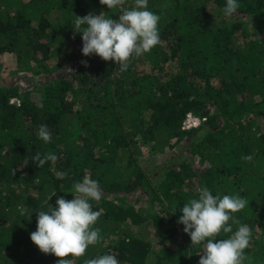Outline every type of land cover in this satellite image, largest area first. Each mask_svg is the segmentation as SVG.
I'll list each match as a JSON object with an SVG mask.
<instances>
[{"label":"trees","instance_id":"1","mask_svg":"<svg viewBox=\"0 0 264 264\" xmlns=\"http://www.w3.org/2000/svg\"><path fill=\"white\" fill-rule=\"evenodd\" d=\"M237 2L227 17L226 0H148L160 42L121 72L77 51L82 33L74 29L75 16L120 9L99 0H0V56L47 77L28 89L0 78V264H57L30 235L38 212L73 199L85 174L103 193L90 201L102 240L69 256L74 264L104 254L119 264H199L203 248L178 220L202 187L249 201L232 215L252 232L244 264H264V0ZM187 113L205 120L182 131ZM41 124L49 143L38 137ZM144 149L167 158L146 168ZM49 152L57 161L38 168L33 157Z\"/></svg>","mask_w":264,"mask_h":264},{"label":"clouds","instance_id":"2","mask_svg":"<svg viewBox=\"0 0 264 264\" xmlns=\"http://www.w3.org/2000/svg\"><path fill=\"white\" fill-rule=\"evenodd\" d=\"M99 2L110 10L120 9L119 19L109 18L103 12L99 15L89 13L84 17L75 16L74 29L82 33V53L86 57L95 54L104 61H114L121 72L126 71L133 56L140 57L150 52L160 42V16L148 10V0H134L131 8L124 7L126 0ZM239 7L237 0H226L222 12L232 17ZM82 63L87 65V61ZM37 134L45 143L51 141L47 125L41 124ZM57 159L51 152L43 157L36 153L33 157L38 168L48 161L55 163ZM241 159L251 161L252 157L245 155ZM65 176L66 173H57L60 179ZM73 193V199L60 197L55 207L39 211L37 229L30 235L31 241L42 253L59 258L57 264H74L69 256H84L90 245L102 240L101 230L94 227L101 212L93 210L90 203L99 202L102 198L98 181L85 174L81 182L74 184ZM198 193V198L184 204L178 223L184 225V232L190 236L192 246H202L199 264H244L247 259L244 250L250 245L252 232L248 225L241 224L232 214L249 206V201L239 194L224 195L222 198L213 196L207 187L199 188ZM26 212V208H20L21 215ZM233 224L238 225L235 232ZM221 232L231 235L217 239ZM84 264H119V261L113 254H104L87 259Z\"/></svg>","mask_w":264,"mask_h":264},{"label":"rangeland","instance_id":"3","mask_svg":"<svg viewBox=\"0 0 264 264\" xmlns=\"http://www.w3.org/2000/svg\"><path fill=\"white\" fill-rule=\"evenodd\" d=\"M26 1V0H25ZM102 11L99 13L101 14ZM105 15L109 18H112L114 20H118L119 19V15H117V13H105ZM82 46H83V41H81L79 43V45L77 46V51L82 52ZM56 63L58 62H46L47 67L49 68H53V66L57 65ZM55 64V65H54ZM14 57L12 55H2L0 56V78L1 81H3L4 83H7L10 86H17L21 89H28V88H32L34 87V84L37 82H43L45 81V78H47L46 76H38V77H33L32 74H29L28 72H21V70H16V66L14 67ZM142 69H147V66L144 67L142 64H136V70L140 71ZM65 69H63L64 71ZM66 72V71H65ZM64 72V73H65ZM141 72V71H140ZM173 142V141H171ZM186 141H182V143H180L179 147H181V150H183L184 148V143ZM166 151V149H165ZM174 152V151H172ZM184 152V151H183ZM146 150H143V157H142V161L144 160V163H147L146 168H149L151 165H154L156 163H160V161L164 158H167V153H165V155H160V153H156L154 155H146ZM171 155V154H170ZM169 155V156H170ZM147 229L149 231H151V237L148 236L146 237L147 239L152 238L153 235V231L147 227ZM153 248L156 250L159 248L160 243L157 240H153Z\"/></svg>","mask_w":264,"mask_h":264},{"label":"built area","instance_id":"4","mask_svg":"<svg viewBox=\"0 0 264 264\" xmlns=\"http://www.w3.org/2000/svg\"><path fill=\"white\" fill-rule=\"evenodd\" d=\"M11 104L18 103L17 100L12 99L10 101ZM205 119L202 118L200 119L199 117H196L190 113H187L184 117V120L181 123V130L182 131H189L196 129L200 126V124L204 121Z\"/></svg>","mask_w":264,"mask_h":264}]
</instances>
